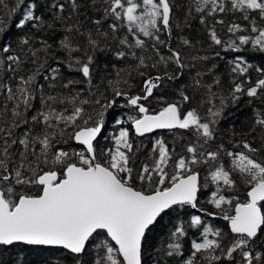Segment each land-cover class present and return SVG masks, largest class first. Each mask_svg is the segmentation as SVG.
Segmentation results:
<instances>
[{
    "label": "snow or ice",
    "instance_id": "1",
    "mask_svg": "<svg viewBox=\"0 0 264 264\" xmlns=\"http://www.w3.org/2000/svg\"><path fill=\"white\" fill-rule=\"evenodd\" d=\"M89 2L95 6L97 0H68L74 13L87 9ZM47 7L53 20L51 24L37 13L35 0H14L11 6L6 0H0V34L7 30L3 17L14 16L21 9V18L15 25L20 29L26 26L37 30L45 26L52 28L55 21L64 20L61 14L65 12V3L51 0ZM173 7L172 0H103V15L92 21L96 26L95 35L93 31L81 32L79 21L65 27L68 34L59 42L66 53L62 63L86 78L88 96L74 90L78 81L72 79L63 83L62 88L66 91L44 92V85L38 83V77L57 81L61 75L59 65H47L52 55V45L47 40L41 39V46L33 47L30 46L31 37L20 38V53L25 57L30 54L33 64L41 57L43 61L33 71L18 78L15 73L24 64L21 54L14 53L10 44L0 49L6 54L0 55V97L3 98L0 100V264H16L5 254L18 243L62 248L72 257V264H145L147 236L163 214L175 206L197 207L201 182L196 166L201 165L209 166L211 182L216 185L209 203L221 210L222 219L228 222L232 236L226 242V234L220 229L204 226L202 241L192 242L191 254L183 264H197L198 255L208 264H220L221 261L264 264V253L253 250V246L264 237V155L257 158L258 154L264 153V111L255 110L252 126L253 132L260 129L261 147L242 140V150L225 152L230 159V168H225L219 162L221 152L225 151L223 145H218L215 150L206 145L216 138L215 125L222 117L227 101L221 97L220 105L215 104L211 97L217 94L212 92V84L200 79L202 73H196L191 86L196 90L204 88L209 93L211 107L206 116H201L194 107L182 110L179 101L165 102L158 111H150L144 103L153 97L154 90L165 78L179 79L188 66L181 52L160 38L162 31L169 37L172 34ZM193 11L203 14L201 24H205L208 16L218 13H241L249 25L230 24L227 31L235 39L222 40L213 26L208 31L209 40L225 50L240 51L241 46L251 45L264 52V0H190L188 14ZM109 19L111 22L107 26L113 34L123 28L132 37L131 41L128 35L119 39V43L131 51H116L118 59L130 55L139 61L137 67L146 66L144 57L137 56L135 50L146 51L148 44L144 38H147L155 42L151 48L159 62L164 65L173 62L177 71L171 75L165 72L163 76L148 77L141 95H129L121 87L127 84L121 72H128L132 66L117 70L116 79L107 81L112 93L109 99L105 92L92 84L94 55L88 54L107 47L106 44L101 46L100 38L106 39L108 33L100 31V26L102 21ZM216 23L224 24V20ZM243 32L251 34L236 36ZM72 34L86 39L87 50L83 59L75 55L81 52V47L75 43ZM182 43L192 46L187 39ZM157 45L166 46L170 54L162 55ZM192 59L207 60L208 57L193 56ZM249 67L251 65L239 57L232 71L246 74ZM257 71L261 78L254 84L250 80L247 87L242 83L234 84L229 96L232 102L241 96L264 102V69ZM5 72L10 74L7 79L3 76ZM214 83L219 84V80ZM48 86L56 87L54 83ZM179 96L184 103L192 99L184 91H180ZM117 98H126L127 106L136 109L138 115L129 117V120L139 136L158 129H183L191 130L196 137L195 143L189 142L185 147L188 155H181L175 161L174 149H170L163 139L155 141L152 164H142L135 177L141 185L146 184L147 189L134 184L132 157L139 149H134L128 129H120L114 138V148L98 149L97 146L105 126L106 111L116 105ZM37 99L39 107L34 105ZM29 111L33 113L30 117L27 115ZM9 113L11 119H8ZM117 122L124 123L123 120ZM21 125L28 127L21 135H15L14 129ZM69 141L80 145L82 150L58 147ZM16 145L19 149L15 148ZM170 163L174 168L171 174L168 171ZM237 176L248 189L244 200L225 194L226 189L236 188ZM22 188H35L36 192L22 191ZM204 224L199 215L191 217L192 227ZM185 235L183 224L175 225L159 251L166 257H183L180 238Z\"/></svg>",
    "mask_w": 264,
    "mask_h": 264
},
{
    "label": "trees",
    "instance_id": "2",
    "mask_svg": "<svg viewBox=\"0 0 264 264\" xmlns=\"http://www.w3.org/2000/svg\"><path fill=\"white\" fill-rule=\"evenodd\" d=\"M11 6L14 0H6ZM26 2H32V0H26ZM38 4L37 13L43 15L48 23H53L51 13L48 10V4L51 0H35ZM65 3V12L61 15L64 16V20H57L54 22V27H43L41 30L26 26L23 29L17 28L15 25L21 18V11H17L14 16H4L6 21L7 30L0 34V49L6 44H10L14 53H19L24 60L22 68L15 73L18 78L21 75H26L33 71L35 67L43 61V57L33 64L32 59L25 57L23 53H20L18 47L21 37L28 35L32 38L33 47H40L39 41L45 39L52 45V55L48 58L47 65L60 67V78L57 81L44 80L43 77H38V83L44 85V92L47 94H56L62 91H66L62 88L63 83L72 79L78 81L73 86L75 91H80L84 96H88L89 85L83 75L78 72L69 69L66 64L62 63L66 58V53L60 48L59 42L64 38L66 33L65 27L73 25L79 21L82 25L81 32L93 31L96 26L92 21L103 15V0H97L95 6L89 2L87 9H81L77 12H73L71 6L68 4V0H61ZM173 7V19L172 34L169 37L166 32L160 33L161 40L166 41L171 47L181 52L182 58L187 67L183 69L184 75L176 80H168L165 78L158 89L154 90L153 97L145 102V105L149 107L150 111H158L164 106L165 102H180L182 110L189 108H196L201 116H206L209 107L208 102L210 99L209 93L204 88L199 90L194 89L191 85L193 78L197 72L202 73L200 79L204 83L212 84V92L216 93V97H211L215 100L217 106L220 105V98L223 97L227 104L223 109L222 117L215 125L216 138L208 142L207 148L215 150L218 145H223L224 150L221 152L220 163H223L225 168H230V159L225 155L226 151L242 150L240 148L241 141L247 140L255 147H261L260 129L257 128L255 132L252 131L254 112L257 109L264 111V102L258 98H249L247 96H241V98L232 102L229 99L231 89L235 83H242L245 87L248 86L249 80L254 84L261 78V73L257 69H264V52L253 49L251 45L241 46L240 51L232 49L225 50L220 45L212 44L208 38V31L211 27L215 26V29L224 41L229 39H235L231 33L227 31V27L232 23L241 24L244 27H248L249 21L242 18L241 13L226 11L224 13H218L215 16H208L205 24L200 23V16L195 11L191 15L188 14V6L190 0H172ZM207 11V10H206ZM255 15V14H253ZM70 17V18H69ZM224 20V24L216 23L217 20ZM111 20L102 21L100 31L107 32V38H100L101 46L107 45L103 51H96L94 54L89 51V55H94V64L92 66V84L98 86L100 91L105 92L108 98H112L111 90L108 89L107 81L116 79V71L120 69H129L128 72H121V76L127 80L126 85H121L122 89L128 92L129 95H141L142 86L146 78L149 76L154 77L157 75L163 76L165 72L169 75L177 71V66L173 62H169L167 65L161 64L152 50L151 45L155 43L147 38L148 44L147 50L136 49L137 56H143L145 65L137 67L139 61L126 55L124 59H118L115 55L116 51L121 50L130 52L126 46L119 43V39L124 35H128L129 41L132 40L126 29H119L115 34L108 28V23ZM257 22L260 23L259 18ZM251 34L250 32L237 33L239 35ZM73 40L77 45L81 47V52L75 55H79L84 58V51L87 50L86 39L83 36L72 34ZM113 36L116 38L114 39ZM183 39H187L192 42V46H185L182 43ZM238 43V41H237ZM160 49V53L164 56H168L170 53L168 48L164 45H157ZM27 48L25 47V51ZM219 53V55H217ZM0 55H6L0 51ZM207 56V60L196 59L192 57ZM242 57L251 67L248 68L246 74L235 73L232 71L237 58ZM156 65L153 67V65ZM46 65V67H47ZM44 72V69L41 70ZM144 73V75H140ZM47 74V73H45ZM10 74L5 72L3 76L5 79ZM219 80V84H215L214 81ZM15 84V80L11 81ZM54 83L55 88H50L48 85ZM105 89H108L105 91ZM95 91V89H93ZM180 91H184L190 95L192 99L184 103L179 96ZM39 93L37 96L39 97ZM3 98L0 97V100ZM127 101L117 98V103L113 108L106 111L104 120L107 121L106 129L104 133L99 137L97 141L98 149L114 148V138L118 135L121 128H126L130 134V140L134 145V149L138 148V151L134 152L132 157L133 167V180L136 187H143L147 189V185H141L139 181L135 180L138 170L142 164H152V158L154 153L152 148L155 146V141L163 139L170 149H174L172 153L173 161L179 156L188 154L185 151V147L189 142L195 143L196 137L191 130H174L168 132H157L151 136L144 138H138L134 135L132 130V123L129 117H135L138 115L136 109L130 107H123L122 103ZM36 107H39V99L34 102ZM32 111H29L27 115L30 117ZM8 119H11L10 113ZM123 120L124 123L120 124L117 121ZM27 125H21L19 128L14 129L15 135H21ZM58 147H62L65 150H82V147L76 143L69 141L67 144H59ZM19 149V145L15 146ZM258 154L257 158H260ZM209 166H196V170L200 171L201 189L199 193V199L197 201V207L192 208L189 205L175 206L173 210H169L163 214L162 219L155 225L147 236L146 242V255L144 257L145 264H183V261L187 259L191 254V244L193 241L201 242L203 239L202 232L204 226H212L213 228L220 229L224 236L225 241L229 240L232 236L227 221L222 219L221 210L216 209L209 203L211 193L215 191L216 185L211 182ZM174 170L173 163L169 164V173ZM235 175V174H234ZM155 179V178H154ZM155 185H153L154 187ZM22 191H31L35 194L36 189L22 188ZM150 190V189H148ZM247 187L241 182L237 176V185L234 189H226L225 194L227 196H238L240 200L246 198ZM207 213H215V215H207ZM199 215L205 222L200 227H192L190 225L191 217ZM183 224L186 235L180 238V242L183 245V257H166L159 251L161 246L168 241L169 233L174 229L175 225ZM213 238V237H209ZM114 245V244H113ZM95 250L94 248L92 249ZM253 250L256 252L264 253V237L261 238V242L253 246ZM10 257L16 264H72V257L66 250L46 248V247H34L24 245H14L11 247L8 253L5 254ZM239 255L237 254V261ZM197 264H208V261L204 260L201 256H197ZM220 264H235V262L221 261Z\"/></svg>",
    "mask_w": 264,
    "mask_h": 264
},
{
    "label": "water",
    "instance_id": "3",
    "mask_svg": "<svg viewBox=\"0 0 264 264\" xmlns=\"http://www.w3.org/2000/svg\"><path fill=\"white\" fill-rule=\"evenodd\" d=\"M124 99H126V98H124ZM144 103H145V101H144ZM104 129V128H103ZM132 130H133V133H134V135L136 136V137H138V138H144V137H146V136H151V135H153L154 133H157V132H168V131H174V130H183V129H173V130H168V129H158V130H155L154 132H152V133H146L144 136H139V135H137L136 133H135V129H134V127L132 126ZM103 131V130H102ZM99 139V138H98ZM78 145V144H77ZM80 146V145H79ZM200 193V192H199ZM199 193H198V197H197V201H198V199H199ZM169 211V210H168ZM167 211V212H168ZM113 244H114V242H112ZM17 245V244H16ZM18 245H24V246H34V247H46V248H54V249H62V248H59V247H54V246H43V245H26V244H23V243H18ZM62 250H64V249H62Z\"/></svg>",
    "mask_w": 264,
    "mask_h": 264
},
{
    "label": "rangeland",
    "instance_id": "4",
    "mask_svg": "<svg viewBox=\"0 0 264 264\" xmlns=\"http://www.w3.org/2000/svg\"><path fill=\"white\" fill-rule=\"evenodd\" d=\"M149 77H151V76H149ZM147 79V78H146ZM120 99H123V100H125L126 101V99H124V98H120ZM151 99V97L149 98V100ZM145 102H147V101H145ZM122 106L123 107H127V105H126V103L124 102V103H122ZM105 121V120H104ZM106 124H107V121H105V126H104V129H103V131L101 132V135L104 133V131H105V129H106ZM100 135V136H101Z\"/></svg>",
    "mask_w": 264,
    "mask_h": 264
}]
</instances>
